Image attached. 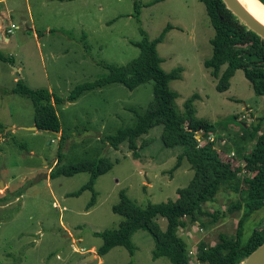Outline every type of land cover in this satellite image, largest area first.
Listing matches in <instances>:
<instances>
[{"label":"rangeland","instance_id":"374dc122","mask_svg":"<svg viewBox=\"0 0 264 264\" xmlns=\"http://www.w3.org/2000/svg\"><path fill=\"white\" fill-rule=\"evenodd\" d=\"M3 3L11 9L3 25L10 28L13 23L16 27L4 32L7 42L0 41V53L9 59L0 60V182L7 185L0 187V264H172L164 256L152 258L154 240L142 229L132 235V256L125 247L114 246L102 256L82 261L102 243L95 233L115 229L123 219L112 211L120 190L144 207L175 200L177 189L185 187L193 176L185 159L170 171L183 147L164 146L162 125L137 138L136 154L127 141L114 149L105 139L120 128L133 126L134 111L143 112L152 100L153 80L132 90L121 83H110L83 92L73 102L55 103L63 140L60 134L33 129L32 102L13 88L20 80L30 88H47L66 98L75 86L105 76L106 65H124L137 57L139 48L134 43L142 37L140 27L154 39L170 24L172 28L157 44V52L163 70L182 67L181 77L169 82L177 93L176 108L182 112L185 100L197 94L193 101L195 117L214 124L209 139L219 136L232 147L235 156L223 152L221 159L233 167L237 165L234 157L238 163L242 161L233 148L241 135L236 121L249 124L264 117V95L254 93L242 69L235 71L228 90H216L217 80L204 66L212 54L214 29L201 0ZM233 115L237 116L235 121L228 122ZM200 136L196 134L197 139ZM58 153L62 157L60 165L100 157L113 163L108 172L97 177L91 207L86 208L90 190L70 195L87 182V172L49 177L59 160ZM241 165L248 171L245 163ZM246 199L242 192L222 190L212 202L203 204L208 212L221 211L216 222L178 229L192 251L189 264H201L195 255L199 242L212 245L219 233L235 235ZM157 221L164 230L165 218L158 217ZM263 224L264 207L245 221L243 237Z\"/></svg>","mask_w":264,"mask_h":264},{"label":"trees","instance_id":"16d2710c","mask_svg":"<svg viewBox=\"0 0 264 264\" xmlns=\"http://www.w3.org/2000/svg\"><path fill=\"white\" fill-rule=\"evenodd\" d=\"M214 29L210 40L212 54L204 61L211 75L217 80L216 90L223 92L229 89L230 79L237 69H242L256 95H264V40L245 26L226 7L222 0H201ZM264 5V0H259ZM137 17L140 14L137 1L134 2ZM172 28L168 24L162 32L150 39L140 27L141 39L134 43L139 48V55L124 65H106L107 74L97 80L75 86L66 98L50 92L47 88H30L18 80L13 92L26 96L34 109V125L38 129L60 131V123L54 108L55 103L73 102L83 92L105 86L110 83H121L132 90L147 80H153V97L147 108L139 113L134 111L136 120L131 127L120 128L113 135L105 137L109 146L118 149L124 141L136 154L137 138L151 128L162 125L161 141L166 147L182 146L183 151L170 171L176 170L185 159L193 170L189 183L177 189V198L160 203H148L141 207L131 200L125 190H120L119 200L112 206V211L123 217L118 227L96 232L102 238L96 255L106 254L114 246L125 247L132 256L135 246L132 235L139 229L147 231L154 240L152 258L167 257L172 264H189L190 250L185 239L178 235V229L188 224L207 227L217 221L220 210L208 212L203 208L206 202H212L222 190L242 192L246 196L243 214L238 220L235 235L228 237L219 233L218 240L209 245L199 242L196 246V259L201 264H240L249 253L264 242V224L254 226L251 234L243 237L245 221L264 207V117L252 120L249 124L237 122L241 135L235 139L234 150L242 159L235 167L227 160L221 159V153L235 156L231 146H226L218 136L212 140L214 124L195 117L193 101L197 94L191 95L183 104V111L176 108L177 93L169 87V82L181 77L182 67L170 71L161 67L162 59L157 52L166 32ZM0 60L9 59L0 53ZM236 115L227 121L234 122ZM226 121V122H227ZM227 128L224 123H222ZM263 127V128H262ZM200 134V139L196 138ZM60 140H63L60 134ZM217 144V146H216ZM224 154V153H223ZM59 160L49 173L50 178L59 175L72 176L87 172L89 178L79 189L70 193L79 196L84 190L92 192L86 208L95 202L94 184L98 176L108 172L113 163L106 157L83 159L69 165H60ZM233 157H231L232 159ZM248 171H243L241 163ZM243 171V172H241ZM250 171V173H248ZM244 186V189H243ZM165 218L166 228L161 229L157 219ZM205 218V219H203Z\"/></svg>","mask_w":264,"mask_h":264},{"label":"water","instance_id":"95a60500","mask_svg":"<svg viewBox=\"0 0 264 264\" xmlns=\"http://www.w3.org/2000/svg\"><path fill=\"white\" fill-rule=\"evenodd\" d=\"M226 7L235 15L245 26H247L250 30L256 33L261 39L264 40V25L257 21L240 3L239 0H222ZM33 129H38L36 126ZM45 132H51L53 134L59 135V131L50 130V129H39ZM197 138V137H196ZM217 146V144H216ZM5 185L1 181L0 187L3 188ZM90 257H94L91 253L82 259V261H86ZM81 261V262H82ZM240 264H264V242L257 246L251 253L247 255V257Z\"/></svg>","mask_w":264,"mask_h":264},{"label":"bare ground","instance_id":"6f19581e","mask_svg":"<svg viewBox=\"0 0 264 264\" xmlns=\"http://www.w3.org/2000/svg\"><path fill=\"white\" fill-rule=\"evenodd\" d=\"M246 10L264 25V5L259 0H239Z\"/></svg>","mask_w":264,"mask_h":264},{"label":"crops","instance_id":"0c3cea01","mask_svg":"<svg viewBox=\"0 0 264 264\" xmlns=\"http://www.w3.org/2000/svg\"><path fill=\"white\" fill-rule=\"evenodd\" d=\"M4 0H0V4H2V6L0 7V41H2V39H4V42H7L8 39L3 36L4 32L8 33L7 30L9 29L8 27L6 28L3 25V22H8L7 17H10L8 15L9 12H11V9L8 8V6H6L4 3ZM5 185V184H4ZM7 185H5L6 187ZM94 255V258L96 257V253H92Z\"/></svg>","mask_w":264,"mask_h":264},{"label":"built area","instance_id":"2783aa9c","mask_svg":"<svg viewBox=\"0 0 264 264\" xmlns=\"http://www.w3.org/2000/svg\"><path fill=\"white\" fill-rule=\"evenodd\" d=\"M14 27H16V26L13 23H11L10 28L7 30V32L8 33L11 32V28H14ZM210 140H212V138ZM190 252H192V251H190Z\"/></svg>","mask_w":264,"mask_h":264}]
</instances>
